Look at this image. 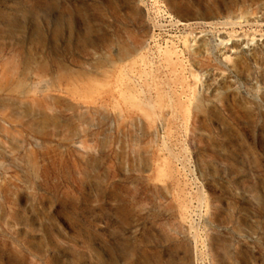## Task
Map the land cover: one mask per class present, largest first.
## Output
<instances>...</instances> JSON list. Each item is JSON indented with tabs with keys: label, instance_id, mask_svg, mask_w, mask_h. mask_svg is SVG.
<instances>
[{
	"label": "rangeland",
	"instance_id": "1",
	"mask_svg": "<svg viewBox=\"0 0 264 264\" xmlns=\"http://www.w3.org/2000/svg\"><path fill=\"white\" fill-rule=\"evenodd\" d=\"M0 264H264V0H0Z\"/></svg>",
	"mask_w": 264,
	"mask_h": 264
}]
</instances>
